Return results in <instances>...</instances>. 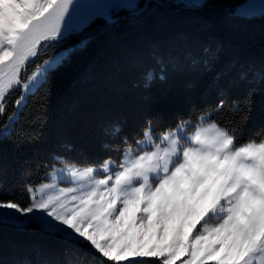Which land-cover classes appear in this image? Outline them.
<instances>
[{
	"label": "trees",
	"instance_id": "16d2710c",
	"mask_svg": "<svg viewBox=\"0 0 264 264\" xmlns=\"http://www.w3.org/2000/svg\"><path fill=\"white\" fill-rule=\"evenodd\" d=\"M143 1L132 10L113 9L110 19L95 17L51 48L71 51L28 95L11 125L20 91L6 96L0 202L28 206L29 189L57 166L118 163L149 128L159 135L208 115L237 146L264 141V15L238 13L245 0ZM0 264L117 262L31 223L0 226ZM119 264L162 263L145 257Z\"/></svg>",
	"mask_w": 264,
	"mask_h": 264
},
{
	"label": "snow or ice",
	"instance_id": "6c2138e0",
	"mask_svg": "<svg viewBox=\"0 0 264 264\" xmlns=\"http://www.w3.org/2000/svg\"><path fill=\"white\" fill-rule=\"evenodd\" d=\"M74 3L0 0V115L11 90H27L37 80L39 74L22 83L21 71L42 40L63 38ZM259 78L264 84V67ZM205 119L199 117L191 132L182 121L159 142L146 129L147 147L144 140L135 150L129 145L119 165L69 164L74 186L39 200L33 196L28 206L0 202V209L14 210L0 226L41 221L117 264L129 257L176 264L181 256L188 257L181 264H264V142L236 146L233 134ZM149 238L155 243L146 244Z\"/></svg>",
	"mask_w": 264,
	"mask_h": 264
},
{
	"label": "rangeland",
	"instance_id": "374dc122",
	"mask_svg": "<svg viewBox=\"0 0 264 264\" xmlns=\"http://www.w3.org/2000/svg\"><path fill=\"white\" fill-rule=\"evenodd\" d=\"M141 1H143V0H75L74 6L71 9L70 15L66 21L64 34L66 32H68L69 30H71L72 32L76 31V30L77 31L80 30L81 26H82L81 24H83L91 16L108 15L109 13H111V11L113 9H118V8L132 10V9L137 8V6L140 4ZM146 1H148V0H144L142 3L145 4ZM160 1H162V0H160ZM167 1H174L175 3H179V2H181V3L192 2L193 3V1L198 2L199 0H167ZM237 11L240 14L249 15V16L264 15V0H245L244 2H242L238 6ZM66 36L67 35L63 36V38L59 41L42 40L40 42L38 48H37V55L35 57H30L29 61L26 63L25 68L22 69L21 74H20V78L23 74L25 76L22 83L28 82V78H30L36 74H39V75L37 76V80L35 82L30 83V87L27 90H25L21 86H17L13 90L10 91V92H12L16 89H19L20 96L17 98V100H21V103L19 105L16 104L17 111L11 116L13 118L10 119L9 125H11V123L17 119L19 110L26 103L28 95L33 93L38 88V86L42 83V81L45 79L46 74L51 69L56 67L70 53L71 49H69V48H60L54 52H50V49L53 48L54 46L55 47L60 46L62 40ZM29 64H31L30 71H28V65ZM205 117H206V119L204 121L205 124L214 123L213 121L210 120L208 115ZM197 122H198V120L195 123L187 122L188 127L186 128V131H188V132L193 131L194 129L192 126L195 125ZM7 130H8V128L5 129L3 133H5ZM160 136H161V134L154 135L152 132H150V137L152 139H155L157 142H159ZM141 140L145 141V146L147 147V145L149 143L148 138L145 137V135H144L143 139H141ZM262 142H264V141H262ZM132 147L135 150L137 145L135 144ZM148 150H151V148L149 147ZM134 154H139V153L134 152ZM123 155H124V153L121 156L120 162L123 158ZM107 161H111V160H107ZM112 162H114V161H112ZM120 162H118V163L114 162V164L119 165ZM100 166H95V167L99 168ZM62 169H63V171H61ZM111 170L114 173L118 169H117V167H113ZM98 178H101L99 176V174H98ZM46 184L52 185V187L46 188L44 190V192L41 193L39 191V189L43 185H46ZM72 186H74V184L72 183L71 177L69 176L68 165L57 166L48 173L47 179L45 181L41 182L39 185H37L33 188H30L31 189V191H29V197H30V201H31L30 204L32 203V197L33 196H35L36 199L39 200L42 196L44 198H47V196H49V195H52V196L59 195L60 189L72 187ZM13 212H14V210H10V209H0V222H10L11 221V214H9V213H13ZM38 215H42V214L38 213ZM21 219H25V218L21 217ZM31 223L38 224V225L42 226L45 230L51 231L41 221L28 222V223L20 224L17 226H26V225L31 224ZM199 230H200V226L198 225L197 229L193 231L192 235L195 236L197 234V232H199ZM133 231H136V230L134 229ZM51 232H53V231H51ZM58 234L65 236L62 233H58ZM66 237H68L72 240H77V239H74L73 237H69V236H66ZM77 241H80V240H77ZM80 242H82V241H80ZM145 243L146 244L155 243V241L151 240V238H149L148 240L145 241ZM140 258H145V257H129L128 259H126V260L122 259L121 261L131 262V261H134V260L140 259ZM187 259H188L187 256H181L179 259H177L176 264H181V262L183 260H187ZM161 263L163 264L162 260H161ZM213 264H214V262H213Z\"/></svg>",
	"mask_w": 264,
	"mask_h": 264
},
{
	"label": "water",
	"instance_id": "95a60500",
	"mask_svg": "<svg viewBox=\"0 0 264 264\" xmlns=\"http://www.w3.org/2000/svg\"><path fill=\"white\" fill-rule=\"evenodd\" d=\"M206 0H199L198 3H193L192 5L194 6H199L200 4H202L203 2H205ZM161 2V1H160ZM162 4H164V2H161ZM95 17H103V18H106V19H110V17L108 15H101V16H91L90 18H88L84 23H83V26L87 25L93 18ZM70 32V30L68 32H66L64 34L67 35L68 33Z\"/></svg>",
	"mask_w": 264,
	"mask_h": 264
}]
</instances>
